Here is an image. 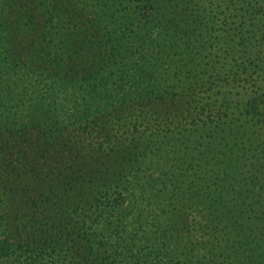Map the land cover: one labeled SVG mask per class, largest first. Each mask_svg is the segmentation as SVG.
Instances as JSON below:
<instances>
[{"label":"trees","instance_id":"obj_1","mask_svg":"<svg viewBox=\"0 0 264 264\" xmlns=\"http://www.w3.org/2000/svg\"><path fill=\"white\" fill-rule=\"evenodd\" d=\"M4 132L0 264H264V0H0Z\"/></svg>","mask_w":264,"mask_h":264},{"label":"rangeland","instance_id":"obj_2","mask_svg":"<svg viewBox=\"0 0 264 264\" xmlns=\"http://www.w3.org/2000/svg\"><path fill=\"white\" fill-rule=\"evenodd\" d=\"M23 44H24V40H23ZM21 50H26V44L25 45H23V47H21ZM2 111H4V110H2ZM24 113V112H23ZM3 115H4V113H3ZM96 129H98V128H96ZM13 132L11 133H9V132H4L3 134H2V137L0 138V142H3L4 141V139H6V140H8V144L10 143V142H14V139H13ZM94 135L96 136L95 138H94V140H92V144H95L97 141H99L100 140V135L101 134H97V132H95L94 133ZM26 140V138H24V137H20V138H18V140L16 139V141H17V143H19L20 145L18 146L19 148L17 149V148H14L13 149V152H11V148H8V145H6V149L5 150H3V152H4V155L2 154V153H0V155H3V156H1L0 158H5V160H3V162H6V163H13V162H16V161H19V159H20V157H21V155H22V153L23 152H25L26 154H27V156L29 157V159H32V158H34L33 156L34 155H40L41 153L40 152H38L36 149H32L31 147H30V144L29 143H23L25 140ZM10 145V144H9ZM94 146V145H93ZM87 148V147H86ZM0 149H1V147H0ZM37 153V154H36ZM45 153V152H44ZM43 154V153H42ZM57 157V159H59V160H55L54 162H51L50 161V163L49 164H44V163H42V159H41V157L39 158V160H40V162H41V165L43 166V167H46L45 169L47 170L46 171V173L50 170V169H52L53 168V170L54 169H58L57 168V166H61L62 164L64 165V162L67 160V158H69L70 157V155L69 154H66V153H64V151L63 152H60L59 154H58V156H56ZM60 163H59V162ZM2 162V163H3ZM42 166H40V167H42ZM2 262V261H1ZM3 264H5V263H3ZM6 264H8V262L6 263Z\"/></svg>","mask_w":264,"mask_h":264}]
</instances>
